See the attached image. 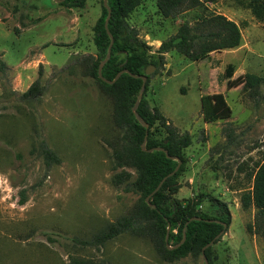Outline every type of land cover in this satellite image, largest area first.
Listing matches in <instances>:
<instances>
[{
  "label": "rangeland",
  "instance_id": "1",
  "mask_svg": "<svg viewBox=\"0 0 264 264\" xmlns=\"http://www.w3.org/2000/svg\"><path fill=\"white\" fill-rule=\"evenodd\" d=\"M249 1L208 0L240 25V47L200 61L168 52L145 92L152 107L192 136L176 197L199 198L210 214L213 199L229 204L232 222L213 246L214 264H264V237L249 228L256 208L242 205L264 157V97L253 98L243 89L246 73L264 76V23ZM195 4L189 0L166 18L157 0H142L129 22L156 51ZM102 12L103 0H87L84 7L0 0V264H206L202 253L163 260L149 239L131 233L99 247L86 243L128 214L140 197L112 182L120 169L113 167L108 144L119 134L111 97L84 66L68 67L75 56H98L94 27ZM230 63L235 71L228 78ZM38 79L44 94L25 99ZM216 94L223 95L231 116L214 120L212 109H202V96ZM156 134L162 136V129ZM42 139L60 163L46 165ZM21 191L27 196L23 204Z\"/></svg>",
  "mask_w": 264,
  "mask_h": 264
},
{
  "label": "trees",
  "instance_id": "2",
  "mask_svg": "<svg viewBox=\"0 0 264 264\" xmlns=\"http://www.w3.org/2000/svg\"><path fill=\"white\" fill-rule=\"evenodd\" d=\"M86 1L64 0L61 4L68 7H84ZM187 1L189 0H157V7L162 16L167 18L173 16L174 11ZM194 1V7L179 16L181 23L177 32L163 40L160 47L153 51L129 22V16L142 0H108L112 11L108 29L105 25L108 9L103 0L102 15L94 27L98 56H75L73 62L68 65L72 69L78 65L84 66L85 73L92 76L102 91L111 97L113 119L119 134L108 140V144L113 151V167L115 170L120 169L113 175L112 182L126 192L140 195L128 214L108 223L86 242L91 246H103L121 234L131 233L149 239L163 260L173 262L190 254H203V248L215 239V243L205 250L209 264H214L213 246L220 242L223 236L218 239L216 237L222 231L226 233L232 222V213L226 201L213 199L211 207L215 213L210 214L201 209V199L181 200L176 197L181 187L178 178L187 162L184 151L192 144V136L188 131L181 132L159 107L151 106L145 92L153 74L148 76L146 90L138 107V112L149 124V129L141 124L133 110L143 79L132 74H144L146 67L151 64L156 66L154 74H157L166 64V53L177 51L191 61H200L208 58L213 52L235 49L242 45L243 33L234 19L213 9L208 0ZM248 6L255 18L264 23V0H250ZM110 33L114 37V44L112 56L103 67V77L113 80L121 70H129L112 84L101 78L98 72L100 63L108 53ZM121 54L125 56L122 58ZM234 71L235 65L228 64L227 77H233ZM243 89L253 98H263L264 76L246 73ZM44 91L45 88L38 79L24 92L23 97L28 100L38 99ZM202 109H212L214 120L227 118L232 114L231 107L221 94L214 97L202 96ZM159 128L162 129V136L156 134ZM147 133V149L163 147L175 158H170L164 150H144L142 144ZM39 149L47 166L60 163L59 155L44 139L40 141ZM176 158L182 161V165L174 175L169 176L179 164ZM165 177L167 179L155 192ZM253 179L252 190L242 196V205L245 209L252 206L256 208L255 222L249 228L264 237V157L253 173ZM21 196L20 201L23 204L27 200L24 191H21ZM148 196H151V204L147 202ZM193 217L201 219H192ZM169 225L171 231L167 241ZM184 233L185 241L175 247L182 242ZM74 264L83 262L75 260Z\"/></svg>",
  "mask_w": 264,
  "mask_h": 264
},
{
  "label": "water",
  "instance_id": "3",
  "mask_svg": "<svg viewBox=\"0 0 264 264\" xmlns=\"http://www.w3.org/2000/svg\"><path fill=\"white\" fill-rule=\"evenodd\" d=\"M57 1H58V2H63L64 0H57ZM104 5H105V7L108 9V17H107V19H106V23H105L106 28L108 29L109 21H110V18H111V16H112V11H111V9H110V7H109V5H108V0H104ZM110 36H111V43H110L109 48H108V53H107V55H106V58L100 63V66H99L98 72H99V75H100L101 78H103L106 82L112 84V83L116 82V81L120 78V76H121L123 73H125V72H129V70H128V69H123V70H121L120 72H118V74L116 75V77H115L113 80H110V79H107V78L103 77V73H102V71H103V67H104V65L108 62V60H109V59L111 58V56H112V47H113V44H114V37H113V35H112L111 33H110ZM155 69H156V66L151 64V65H149V66L146 67L144 74H140V75L132 74V75H134V76H137V77H140V78L143 79V85H142V88H141V90H140V93H139V95H138V97H137V100H136V103H135V106H134L133 110H134V113H135L136 117L138 118V120H139V121L141 122V124H143L147 129H149L150 126H149V124H148L144 119L141 118V116H140V114H139V112H138V107H139V105H140L141 99H142V97L144 96V92H145V90H146V83H147L148 76L151 75V74L154 72ZM147 140H148V133L146 134V136H145V140H144V142H143V144H142V147H143L144 150H148V151H150V152L155 151V150H157V149H159V150H164V151L168 154V156H169L170 158H175V157L169 155L168 150L164 149L163 147H158V148H154V149H153V148H152V149H147V147H146ZM176 159L179 160L178 158H176ZM181 165H182V161L179 160V164H178L177 168H176L175 171L172 172L169 176L174 175V173H176V172L180 169ZM167 177H168V176H167ZM167 177H165V178L160 182V184H159L158 187L156 188L155 192L158 191V190L161 188L162 184H163L164 181L167 179ZM150 198H151V196H148V197H147V202H148L149 204H151V203H150ZM192 219H201V218H200V217H193ZM208 221H213V220H212V219H208ZM224 225H225V227H227V224H226V223H225ZM170 231H171V225L168 226V232H167V237H166V240H167V241H169V234H170ZM224 234H225V231H222V232L216 237V239L220 238V237L223 236ZM185 239H186V234L184 233V238H183L182 242H180V243H179L178 245H176L175 247H178L180 244H182V243L185 241ZM214 243H215V239L212 240L210 243H208V244L203 248V251H202V252H203V256H204V259H205L206 264H209V261H208V258H207V256H206V254H205V250H206V248L212 246ZM169 246H170V245H169ZM170 248H173V247L170 246Z\"/></svg>",
  "mask_w": 264,
  "mask_h": 264
},
{
  "label": "crops",
  "instance_id": "4",
  "mask_svg": "<svg viewBox=\"0 0 264 264\" xmlns=\"http://www.w3.org/2000/svg\"><path fill=\"white\" fill-rule=\"evenodd\" d=\"M226 15V14H225ZM230 18V17H229ZM228 50V49H227ZM213 54V53H212Z\"/></svg>",
  "mask_w": 264,
  "mask_h": 264
}]
</instances>
